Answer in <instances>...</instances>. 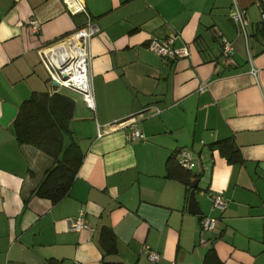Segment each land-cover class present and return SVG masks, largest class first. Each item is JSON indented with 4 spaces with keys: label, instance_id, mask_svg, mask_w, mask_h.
<instances>
[{
    "label": "crops",
    "instance_id": "crops-1",
    "mask_svg": "<svg viewBox=\"0 0 264 264\" xmlns=\"http://www.w3.org/2000/svg\"><path fill=\"white\" fill-rule=\"evenodd\" d=\"M258 2L82 0L99 27L88 47L95 107L68 93L69 126L83 157L67 193L52 202L33 191L53 159L19 144L13 122L33 93H52L39 49L87 16L70 14L63 0H0V264H203L210 249L222 264H264ZM234 5L244 11L246 36L231 18ZM30 19L38 21L36 33ZM167 36L189 56L148 49L152 38ZM221 38L232 44L229 62ZM136 115L143 137L128 139L123 124ZM223 140L237 149V161L216 145ZM181 150L190 153V169L179 162ZM188 181L197 182L202 214L188 211ZM215 193L223 209L212 206ZM80 214L86 227L76 230L69 222ZM203 216L216 219L212 229L201 228ZM103 229L114 235L115 251L102 241ZM145 246L160 259L151 262Z\"/></svg>",
    "mask_w": 264,
    "mask_h": 264
},
{
    "label": "built area",
    "instance_id": "built-area-1",
    "mask_svg": "<svg viewBox=\"0 0 264 264\" xmlns=\"http://www.w3.org/2000/svg\"><path fill=\"white\" fill-rule=\"evenodd\" d=\"M67 11L72 14L85 13L87 18L84 25L74 30L70 35L57 40L39 49L42 60L49 73V82L52 86V93L57 92L60 88H67L80 94L83 102L88 108L94 109V97L91 82V75L89 71V54L88 47L90 39L99 32V27L87 14L82 0H63ZM258 6L260 9V16L264 22V0H259ZM231 18L235 23L239 32L246 36L247 20L244 16V11L238 6L234 5L231 13ZM31 31L36 33L39 29L38 21L35 19L29 20ZM222 49L221 55L226 62H229L232 54V44L225 38H221ZM55 45H62L60 48L53 49ZM148 49L163 58L176 59L189 56V49L186 45H176L174 36H167L165 38H152L148 44ZM253 73L255 70L252 68ZM138 116H131L123 124L124 127L129 128L127 138L135 139L142 138L143 134L137 128L136 122ZM125 122V121H124ZM124 122H120L121 124ZM119 123V124H120ZM179 162L185 169H190V153L186 150L180 151ZM212 206L223 209L225 201L218 193L211 195ZM201 228L205 230L212 229L216 224V219L203 216L201 219ZM69 226L79 230L86 227L85 220L80 214L69 222ZM143 253L151 262H156L160 259V255L145 246Z\"/></svg>",
    "mask_w": 264,
    "mask_h": 264
},
{
    "label": "trees",
    "instance_id": "trees-1",
    "mask_svg": "<svg viewBox=\"0 0 264 264\" xmlns=\"http://www.w3.org/2000/svg\"><path fill=\"white\" fill-rule=\"evenodd\" d=\"M73 110V100L64 94L35 92L20 104L13 122L15 138L19 144L31 145L53 159L52 166L45 171L33 191L34 195L48 198L52 202H57L67 193L83 157L69 126ZM217 144L228 161L238 160V151L228 140ZM172 157L168 160L169 173ZM182 173L188 178L186 170ZM187 183L190 190L194 182ZM102 241L111 251H115V238L108 229H103ZM203 264L222 262L214 249H210L204 255Z\"/></svg>",
    "mask_w": 264,
    "mask_h": 264
},
{
    "label": "water",
    "instance_id": "water-1",
    "mask_svg": "<svg viewBox=\"0 0 264 264\" xmlns=\"http://www.w3.org/2000/svg\"><path fill=\"white\" fill-rule=\"evenodd\" d=\"M197 186V182H194L191 190L189 191V195H188V211L190 213H197V214H202V210L198 205V202L196 200V196H195V188Z\"/></svg>",
    "mask_w": 264,
    "mask_h": 264
},
{
    "label": "rangeland",
    "instance_id": "rangeland-1",
    "mask_svg": "<svg viewBox=\"0 0 264 264\" xmlns=\"http://www.w3.org/2000/svg\"><path fill=\"white\" fill-rule=\"evenodd\" d=\"M59 93L68 96L70 93L73 94L74 91H72V90H70V89H67V88H60V89H59ZM68 93H69V94H68ZM75 93H76V92H75ZM68 97H70V96H68Z\"/></svg>",
    "mask_w": 264,
    "mask_h": 264
},
{
    "label": "bare ground",
    "instance_id": "bare-ground-1",
    "mask_svg": "<svg viewBox=\"0 0 264 264\" xmlns=\"http://www.w3.org/2000/svg\"><path fill=\"white\" fill-rule=\"evenodd\" d=\"M62 45H55L53 49H48V51H52V50H55V49H58L60 48Z\"/></svg>",
    "mask_w": 264,
    "mask_h": 264
}]
</instances>
